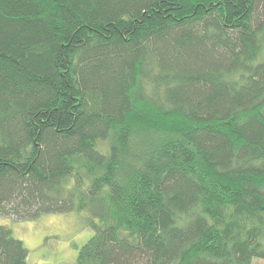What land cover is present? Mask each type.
<instances>
[{"label":"trees","instance_id":"trees-1","mask_svg":"<svg viewBox=\"0 0 264 264\" xmlns=\"http://www.w3.org/2000/svg\"><path fill=\"white\" fill-rule=\"evenodd\" d=\"M71 211L73 264L264 259V0H0V264Z\"/></svg>","mask_w":264,"mask_h":264},{"label":"rangeland","instance_id":"rangeland-1","mask_svg":"<svg viewBox=\"0 0 264 264\" xmlns=\"http://www.w3.org/2000/svg\"><path fill=\"white\" fill-rule=\"evenodd\" d=\"M23 241L31 264H73L80 247L92 235L85 212L44 213L25 220H1ZM251 264H264L255 258Z\"/></svg>","mask_w":264,"mask_h":264}]
</instances>
